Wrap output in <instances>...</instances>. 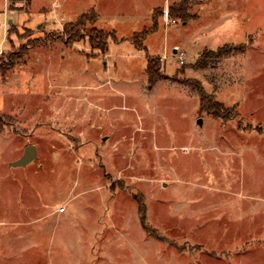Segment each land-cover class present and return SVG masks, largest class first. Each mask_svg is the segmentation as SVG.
I'll return each instance as SVG.
<instances>
[{"label": "rangeland", "instance_id": "rangeland-1", "mask_svg": "<svg viewBox=\"0 0 264 264\" xmlns=\"http://www.w3.org/2000/svg\"><path fill=\"white\" fill-rule=\"evenodd\" d=\"M0 65V264H264V0H0Z\"/></svg>", "mask_w": 264, "mask_h": 264}, {"label": "trees", "instance_id": "trees-1", "mask_svg": "<svg viewBox=\"0 0 264 264\" xmlns=\"http://www.w3.org/2000/svg\"><path fill=\"white\" fill-rule=\"evenodd\" d=\"M187 10H188L187 7L184 6V4L182 2L176 8H172V9L169 8V16H170V18L175 19L177 21L180 20V21L185 22V21H188L187 19H189V17L187 16ZM92 11H94V10L91 9L88 12H86L85 14H82L81 16H79V18L74 23L77 25H80L81 21L85 18V16L90 14ZM151 18H152V26L150 28H145L140 33H134L133 36L130 38L131 42L135 45L136 48L143 49L144 47L141 44V41L145 38V36H147L149 33L153 32V31H155V29L157 28V21H158L157 18H154L153 16ZM74 23H69V24L65 25V28L69 25L74 24ZM11 27H10L8 33H11V30H12ZM65 31L66 30L64 29V32ZM65 34H67V31L65 32ZM76 37H77V35L74 36V38H76ZM91 37H93V36L91 35L90 40H89V44H90L91 48H93L94 50L100 49L99 38L95 39V38H91ZM106 46H107V43H106ZM222 52H223V48L221 47L220 49H217V51H215V52L208 51L207 53L213 54V55H215V57L219 58V57L223 56ZM159 61H160L159 58L149 59L147 65H146L145 72L148 76V83L150 85H153L161 77L159 74ZM5 69H6V67L4 65H0V72L5 70ZM205 99H206V96L204 94H202V92H201L200 108L203 111H206V110L208 111V108L204 107ZM215 106H217V105H215ZM219 110L213 109V111H212L213 115L219 116V114H218ZM5 126H6L5 119L2 116H0V133L5 129Z\"/></svg>", "mask_w": 264, "mask_h": 264}, {"label": "water", "instance_id": "water-1", "mask_svg": "<svg viewBox=\"0 0 264 264\" xmlns=\"http://www.w3.org/2000/svg\"><path fill=\"white\" fill-rule=\"evenodd\" d=\"M199 123H201V120H199ZM37 157L36 148L33 145H28L23 155L13 163H11L12 166H25L30 161L34 160Z\"/></svg>", "mask_w": 264, "mask_h": 264}, {"label": "crops", "instance_id": "crops-1", "mask_svg": "<svg viewBox=\"0 0 264 264\" xmlns=\"http://www.w3.org/2000/svg\"><path fill=\"white\" fill-rule=\"evenodd\" d=\"M80 16H81V15H80ZM97 21H98L99 23H101L99 13H98V19H97ZM70 23H71V22H70ZM67 24H69V23H66V24H63V25H62V30H61V31H63V27H64V25H67ZM183 24L186 25L187 22H186V23L184 22ZM40 25H41V24H40ZM44 26H45V25H44ZM101 27H102V26H101ZM46 29H48V28H46V26H45V30H46ZM101 29L103 30V29H105V27H102ZM46 32H49V31H46ZM108 32H109V31H108ZM109 33H112V32H109ZM113 36H114V35H113ZM112 40H113L115 43H117V42L119 41L115 36L112 38ZM177 46H178V45H174V46H173V52H174V48L177 47ZM107 47H108V44H107V46H106V50H107Z\"/></svg>", "mask_w": 264, "mask_h": 264}, {"label": "built area", "instance_id": "built-area-1", "mask_svg": "<svg viewBox=\"0 0 264 264\" xmlns=\"http://www.w3.org/2000/svg\"><path fill=\"white\" fill-rule=\"evenodd\" d=\"M166 23H167V24H170V23H174V21L172 20L171 22L168 23V20H167ZM180 58H181V57H180ZM64 211H65V208H64V207L58 209V212H59V213H63Z\"/></svg>", "mask_w": 264, "mask_h": 264}]
</instances>
